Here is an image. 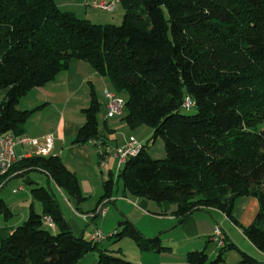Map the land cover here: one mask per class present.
I'll return each instance as SVG.
<instances>
[{
    "label": "trees",
    "instance_id": "obj_1",
    "mask_svg": "<svg viewBox=\"0 0 264 264\" xmlns=\"http://www.w3.org/2000/svg\"><path fill=\"white\" fill-rule=\"evenodd\" d=\"M121 1L125 13L116 25L81 18L54 0H0V89H6L0 134H23L42 105L21 109L20 100L68 69L71 60L87 61L126 93L128 125H150L152 139L161 136L166 150L164 158H154L143 143L116 178L110 173L103 182L100 202L122 181L132 194L176 204L173 213L180 221L216 209L264 252V0ZM187 97L193 113L183 111ZM100 110L92 88L90 104L82 110L86 121L73 142L93 140L101 164L108 146ZM33 171L47 174L78 205L85 199L76 173L58 155L23 157L9 173L23 177ZM28 180L42 211L31 203L26 220L1 241L0 264H78L91 252H98L94 264H135L101 248L102 241L76 235L51 186ZM245 195L260 202L248 226L234 217L236 201ZM45 215L57 231L45 224ZM13 216L0 197V217ZM119 225L122 230L110 237L129 236L142 250L166 248L159 235L145 238L128 219ZM233 249L241 253L234 264H264L227 237L214 259L205 250L190 251L187 259L218 264Z\"/></svg>",
    "mask_w": 264,
    "mask_h": 264
},
{
    "label": "crops",
    "instance_id": "obj_2",
    "mask_svg": "<svg viewBox=\"0 0 264 264\" xmlns=\"http://www.w3.org/2000/svg\"><path fill=\"white\" fill-rule=\"evenodd\" d=\"M54 1L61 9L72 11L77 15L80 14L81 11L83 13L85 12L87 13L88 9L90 8L97 9L92 6V2L95 0H54ZM104 1L114 2V9H115L116 1L114 0H104ZM96 74L97 71L87 61L81 59H73L71 60L68 69L58 73L53 80L49 81L45 85L40 87H34L27 93L28 95L32 92L31 97L33 99V102H31V100L23 102L24 100L23 97L19 103V106L25 104V107L21 109H34L42 105L38 110H36L32 114V116L26 122L24 126L23 134L31 138H38L41 143H43L44 137H46L47 135H53L54 147L52 154L58 155L62 159L65 166L69 170L76 173L82 192L86 196H90V197L91 195L94 196V195H98L99 193L101 197L104 193L103 185L101 187L100 180H98L97 182L95 181L96 179L93 174L94 172L97 171L96 169L97 163L99 166H101L98 149L93 140L82 143H74L73 140L76 137L80 127L86 121V116L82 110L88 107L90 104L92 88H94V90L96 91V83L94 82V77L96 76ZM99 101L101 103V108H102L103 102L101 100ZM47 109L51 110L48 112V115H46L45 117L41 116L40 119H37V114H41ZM121 114L123 115L122 119L124 120L125 113H121ZM99 116H98L99 127L102 130L103 137L106 138L105 140L108 146L109 135H111L113 132H117V129H119L120 127H123L122 125L123 123H118V122L114 123L112 118H116L117 116L108 113V115L103 118L104 125L101 127ZM141 141L142 143H145L146 140L144 141V139H142ZM18 146H21L20 153L18 152L17 149ZM153 147L152 149H148L151 156L155 151ZM34 151H35V147L32 145H26V146L17 145L16 146V153L18 156L17 160L23 157H29L34 155ZM109 153L110 152H108V154ZM162 155H161L162 157L165 156V154ZM110 173L113 172L110 171L109 174ZM118 173L116 174L114 173L115 178L117 177ZM45 175L47 176L48 179L47 180L48 186H51L54 180L51 179L47 174ZM17 177L26 178L25 181L27 183L29 181L28 179L30 178L29 175L22 177V176H17L16 173H9L6 176L5 185L0 189V192L11 182L12 179ZM105 180L106 179L103 177V182ZM55 185L57 186L56 183ZM117 185L115 189L117 188ZM20 188H22V190H25V186L23 185L20 186ZM58 188L61 191H63L62 188L60 187ZM29 192H30L29 194L25 193V197L18 199L13 204V206L15 207L19 204L24 205V203H26V208H27L29 200L30 199H31L30 201L33 200L31 194V187ZM119 193L121 195H118ZM56 196L58 198L57 194ZM7 201L8 200H6V202ZM68 201L69 203H71L69 199ZM103 201H102L103 204L101 206L104 208L103 213H105L106 210L105 205L107 203L116 202L120 204V207L122 209V214L127 215L129 217V215H131L130 213H132L133 211L131 207H128V205L132 204L135 208L137 209L139 208L145 212L153 211V213H155V215H157L159 218L162 217L167 218L170 221V225L173 226L171 229L165 230V228H160L155 232L161 237L162 245L166 247L162 251H154L151 249L142 250L139 246H137V247H133V249L131 248L130 250L131 252L128 255L125 247L119 246L117 248L116 255H122L132 260L135 264H191L187 259V255L188 252L193 250H205L209 258L214 257L215 254L218 253L219 246L215 245L216 246L215 252H213L214 250L210 249L209 247L211 244H214L212 235H213L215 223L221 224V227L223 228L226 237L229 240L232 239V241L233 238L229 236L230 234H228L225 231V228L222 225L227 222V225L229 224V226H233L236 229L241 230V228H239L229 217H227L225 213L216 209H213L212 212L198 210L192 213L191 215H189L188 217H186L184 220L180 221V217H178L173 213L177 208L176 204L170 201H162L161 203H155V201L151 199H147L145 197L138 196L128 192L127 190H125L124 186L122 190H120V188L117 190V194H115V190H114L112 196L108 199H104ZM7 203L9 204V202ZM99 206L97 207L99 208ZM78 207H81L80 208L81 210L76 209L75 210L76 214L80 216V218H82L83 220L91 219V222L94 223L95 225L93 229H91V233L88 237L89 239L95 229L97 228L100 229L97 225L98 224L97 221L100 218V216H102V214L99 215V217L97 216L93 217L91 216V213H93L94 211L91 210H90L91 212L85 211L83 210L84 208L82 206L78 205ZM259 208H260V202L257 197L247 196V195L241 196L236 201L234 208V217L237 218L240 221V223H242L243 225L248 226L253 222L256 214L259 211ZM214 211L218 213L217 216L215 215V213H213ZM198 212H202L203 214L198 215L199 214ZM67 219L70 223L71 229L75 232L76 235H79L78 233H82L81 235H84V230L81 228L79 222L76 219L74 218L71 219L68 217ZM19 223L20 220L14 221V216L9 220L0 217V243L3 239H5L10 235V233L16 228V226L19 225ZM53 230L55 231L58 230L56 224H54ZM116 230L118 229H115L111 234H113ZM107 237H110V235H108ZM122 240L123 238L120 239L119 243ZM249 242L239 245L248 254L254 255L257 258L264 261V252L260 251L250 240ZM238 256L239 258H235V257L234 258L240 259L241 253ZM96 259L97 258L94 259V263Z\"/></svg>",
    "mask_w": 264,
    "mask_h": 264
},
{
    "label": "rangeland",
    "instance_id": "obj_3",
    "mask_svg": "<svg viewBox=\"0 0 264 264\" xmlns=\"http://www.w3.org/2000/svg\"><path fill=\"white\" fill-rule=\"evenodd\" d=\"M114 1H116V6H115V9L112 11L90 8L88 9L87 13L86 12L83 13L81 11V13L78 14V16L81 18L92 19L93 22H96V23H101V24L113 23L116 25H120L123 22L125 9L123 6V2L121 0H114ZM94 82L96 83L95 92H96L97 98L103 102L101 111L99 113L100 116L98 115L100 117V126L102 127L104 125L103 118L108 115L107 113L108 110L106 109L107 105H105L107 102L106 90L115 91L117 94L125 98L127 97V95L126 93L117 90L115 86L112 84V82H110V79L108 78V76L101 75L98 72L96 76L94 77ZM31 93L28 94L29 96L27 94L24 96L23 102L28 101V100H31V102H33ZM5 95H6V89H0V103L2 102ZM24 107H25V104H22L21 106H19V108H24ZM49 111L51 110L47 109L43 113L37 114V119H40L41 116L45 117L46 115H48ZM183 111L187 113H193L196 111V109L189 108V109H183ZM116 116H117L116 118H112L114 123L116 122L123 123L122 124L123 127H120L119 129H117V132H113L111 135H109V145L108 146H109L110 153L107 155V158H106L107 160L101 163V166H99L97 163V166H96L97 171L93 173L96 179L95 181L97 182L98 180H100L101 187L103 185V177L107 179L109 177L110 171H112L115 174L118 173L119 159L117 155L115 154L116 148L127 144L132 138H135L138 142H142L141 141L142 139H144V141L146 140L145 143L148 144V149H152V147L155 144V146L153 147L155 151L152 154L154 158H164L166 156L164 140L162 139L161 136L155 139H152L154 130L150 125L144 124L140 127L132 128L131 126L128 125L127 122H125L122 119L123 118L122 114L116 115ZM20 147L21 146H18L17 148L19 153H20ZM162 154H165V156L162 157L163 156ZM29 176L31 179L36 180L40 185L48 186V181H47L48 179H47V176L44 174V172L41 173L40 171H33L29 174ZM25 179L26 178H19V177L12 179L11 182L0 192V197L4 198L5 200H8L7 202H9V205L14 212V221L20 220L19 224H21L28 217L31 202L35 204V208L37 211L39 212L42 211V204L40 203V201L34 198L32 201H30L31 199L29 200L27 208H26V203H24V205L19 204L15 207L13 206V204L18 199L25 197V193H28V194L30 193L29 191H30L31 186L25 181ZM22 185L25 186V190H22V188H20V186ZM51 186L55 190L56 194L58 195L61 207H63V212L66 218L68 217L71 219L72 218L76 219L79 222L81 228L84 230V237L88 239L91 233V229H93V227L95 226L94 223L91 222V219L83 220L82 218H80V216L76 214L75 210L76 209L81 210L80 209L81 207H78L76 200L72 198L70 195H68L66 191L64 190L61 191L55 185L54 182H52ZM119 188L120 190L123 189L122 181H119L117 188L115 189V194H117V190ZM120 193L118 195H121ZM83 195L85 196V199L81 201V203L79 204V206H82L84 208L83 210L94 211V209L98 208L97 206L100 205L99 208L102 206L103 203L100 202V198H101L100 193L94 196L91 195V197L86 196L84 193ZM68 199L71 201V203H69ZM155 203H161V202L155 201ZM128 207H131L133 211L132 213H130L131 215H129V217L127 215L122 214V209L120 207V204L116 202L115 203L111 202L105 205V209H106L105 213H103L102 216H100V218L97 221L98 222L97 225L103 231L104 235L106 236L111 235V233L115 229H118L119 231H121L122 227H120L119 223L125 219H128L132 223H134V225L139 229V231L147 239L157 236L158 234L155 232L159 230L160 228H165V230L166 229L168 230L173 227L172 225H170V221L167 218H163V217L159 218L157 215H155V213H153V211L145 212L139 208L138 209L135 208L132 204L128 205ZM198 213H199L198 215L203 214L202 212H198ZM213 213H215L216 216L218 215L216 211H214ZM222 226L225 228V231L228 234H230L229 236L233 238V242L238 246V248L244 251L242 247L239 245V244H244V243L249 242V239L244 235V233L241 230L236 229L233 226H229V224L227 225V222L223 224ZM78 234L81 235L82 233H78ZM119 241L120 240H118L117 235L113 237H107L100 243V246L101 248L107 249L109 252L115 255L117 252V248L119 246L125 247L128 255L131 252L130 251L131 248L133 249V247L138 246L136 241L133 238L128 237V236L123 237V240L120 243ZM213 242L214 244H211L209 248L213 249L214 250L213 252H215L216 251L215 248L216 246H218V244L214 240ZM239 254H240V251L238 249L230 250L226 253L225 260L222 262H219L218 264H234L238 262L239 259H235V258H239L238 256ZM216 256H217V253L215 254L214 257H210L209 259L212 260ZM252 256L257 258L254 255ZM97 257H98V252H91L87 256H85L83 260H81V262L78 264H93L94 259ZM257 259L260 261H263L259 258Z\"/></svg>",
    "mask_w": 264,
    "mask_h": 264
},
{
    "label": "built area",
    "instance_id": "obj_4",
    "mask_svg": "<svg viewBox=\"0 0 264 264\" xmlns=\"http://www.w3.org/2000/svg\"><path fill=\"white\" fill-rule=\"evenodd\" d=\"M92 6L97 9H104L112 11L114 9V2L95 0L92 2ZM107 97V109L108 113L111 115H118L123 113L126 100L123 96L117 94L115 91L106 90ZM194 105L192 99L187 97L184 106L185 108H191ZM43 143L39 141L38 138H31L24 134L16 135L14 133L0 134V189L5 185V179L8 175L12 165L17 161L18 156L16 153L17 145H32L35 147L34 155L48 156L52 154L54 147V137L53 135H47L43 138ZM143 146L142 142H138L135 138H132L127 144L116 148L115 154L119 159V169L131 156L139 153ZM109 152V148H107ZM107 160V159H106ZM105 160V161H106ZM104 161V162H105ZM104 212V208L100 207L91 216L96 217ZM44 222L51 228H54V222L49 215L44 216ZM107 236L104 235L103 231L100 229H95L91 234L90 239L94 241H103ZM212 239L217 242L218 246L225 244V233L220 224L215 223Z\"/></svg>",
    "mask_w": 264,
    "mask_h": 264
}]
</instances>
